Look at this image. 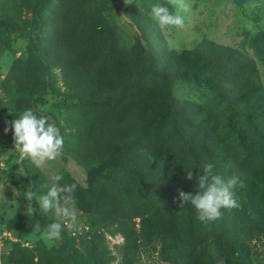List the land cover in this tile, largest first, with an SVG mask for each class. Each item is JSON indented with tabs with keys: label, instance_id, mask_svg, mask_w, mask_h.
Instances as JSON below:
<instances>
[{
	"label": "rangeland",
	"instance_id": "obj_1",
	"mask_svg": "<svg viewBox=\"0 0 264 264\" xmlns=\"http://www.w3.org/2000/svg\"><path fill=\"white\" fill-rule=\"evenodd\" d=\"M86 1L89 3L84 15L86 24L111 35L110 43L116 51H121L131 62L132 69L143 75V90L160 95L159 98L169 103L172 101L188 115H195L194 121L199 117L205 118L200 122L202 130L194 126L184 128L185 135L190 138L189 145L197 143L199 146L205 142V148H200V151L206 164L197 175H193L191 187L197 189V179L203 175L205 165L212 164L216 175L225 178L235 176L243 182V187L238 183L235 189L240 205L236 212L250 215L244 204L245 191H249L256 203L251 208V216L257 220L254 216L257 213L264 219V182L255 183L240 168L242 154L237 151L227 130V112L222 102L204 84L186 83L171 74L161 77L150 72V63L145 58L150 52L159 57L161 64L170 63L169 56H172V65H187L193 62V52L203 49L199 55L212 58L216 47L227 48L248 59L254 69L252 83L255 86L264 85V62L256 54L258 34L264 32V0H188L189 9L184 13L183 27L171 29H161L151 15V7L156 3L168 6L174 12L175 8L167 0H131V4H126L128 0ZM24 2L26 0H0V225L11 228L13 239L0 241V264H10L8 259L17 248L32 253L33 264H92L90 259L93 256L109 257L106 264H121L123 238L114 231L115 224L105 227L107 222L103 218H106L104 213L114 215L122 207L126 209L124 203L114 199L108 206L106 202L94 205L87 191L86 168L75 162L71 155L62 151V155L54 161L37 167L30 160L21 161L14 144H10L13 141L10 122L19 118L24 110L33 109L37 115L46 116L49 122L55 123L63 137V150L75 151L74 137L71 136L67 144L65 135L73 132L74 122L97 113L90 112V107L73 95L76 85L84 95L88 93L79 65L80 58L86 56L82 48L83 36L79 32L86 31L85 26L75 25L70 13L67 18L62 16L63 23H50L48 30L46 27L36 29L29 14L24 11ZM60 2L64 3V0ZM61 12L64 14L65 11ZM55 27L60 32L59 39H70V44L62 46V49L55 41ZM155 29L161 39L150 33ZM96 45L99 52H106L102 48L106 44ZM26 78L38 87L39 92H34L33 98L27 95ZM192 106L197 108L198 113L191 114ZM6 128L9 129L7 132ZM166 136H169L168 132ZM171 138L170 135L165 140ZM172 139L174 141L175 137ZM167 143L171 144L170 141ZM86 152L90 153L88 167L94 166L96 157L91 148L88 147ZM79 159L82 161V158ZM53 175L63 177L58 182L61 187L76 185L73 201L69 204L61 201L60 206L74 208L77 219L71 228H64L62 241L49 248L42 239H32L31 233L36 221L41 228L57 222L56 213H40L34 201L32 206L37 209V214L28 216L25 209L28 202L24 194L26 191L35 192L37 196L46 194L54 183L51 179ZM103 187L110 193L114 192L112 183L103 182ZM100 189L101 186H95V190ZM132 221L137 223L138 219ZM15 242L18 245L12 244ZM257 246L259 251H264V246L259 243ZM157 253L156 243H143L133 253L132 264H167L159 262Z\"/></svg>",
	"mask_w": 264,
	"mask_h": 264
},
{
	"label": "trees",
	"instance_id": "obj_2",
	"mask_svg": "<svg viewBox=\"0 0 264 264\" xmlns=\"http://www.w3.org/2000/svg\"><path fill=\"white\" fill-rule=\"evenodd\" d=\"M60 1L26 0L23 8L33 27L39 30L41 27L48 30L50 23L58 25L62 16L67 18L70 13L75 25L85 26L86 31L79 32L86 56L80 58L79 65L88 93L84 95L76 85L73 95L87 104L90 112L97 113L73 123V132L65 136L67 144L69 138L74 137L75 151H62L86 168L87 191L94 205L106 202L108 206L116 199L126 206L114 215L104 213L106 218H103L107 222L105 227L115 224L114 231L123 238L121 264H132L138 246L151 242L158 246L159 262L167 264H263L264 251L258 250L257 243L264 246V219L257 213L254 214L257 220L251 216V208L256 203L249 191H245L244 204L250 215H240L236 209L223 210L219 220L205 224L198 220L190 202L179 206L178 191L192 196L197 193L186 178V172L197 175L206 164L200 151L205 148V142L199 146L197 143L189 145L190 138L184 128L202 130L200 122L205 118L194 121L195 115H188L172 101L169 103L159 98L160 95L143 90V75L132 69L131 62L121 51H116L110 43L111 35L86 24L84 15L89 3L86 0ZM56 28L55 41L62 49L70 44V39H59L60 32ZM150 33L161 39L157 29ZM258 40L256 54L264 62V32L258 34ZM97 43L106 44L102 47L106 52H99ZM216 49L212 58L199 55L203 49L193 52V62L187 65H172V56H169L170 63L161 64L159 57L150 52L145 58L150 63V72L161 77L171 74L186 83L204 84L216 95L227 112L226 127L238 150L235 149L242 154L240 168L255 183H262L264 85L252 83L254 69L248 59L227 48ZM25 89L29 98L39 92L34 81H27ZM190 109L191 114L198 113L195 106ZM167 132L175 137L174 141L165 140L169 137ZM88 147L96 157V164L91 167L87 163ZM212 174L216 175L214 169ZM28 176L34 178L30 173ZM103 182L112 183L114 192L105 190ZM96 185L101 189L95 190ZM133 219L138 222L134 223ZM109 259L93 256L90 263L106 264ZM8 260L10 264H33V254L17 248Z\"/></svg>",
	"mask_w": 264,
	"mask_h": 264
},
{
	"label": "clouds",
	"instance_id": "obj_3",
	"mask_svg": "<svg viewBox=\"0 0 264 264\" xmlns=\"http://www.w3.org/2000/svg\"><path fill=\"white\" fill-rule=\"evenodd\" d=\"M131 3V0H128L126 4ZM167 3L175 8V11L173 12L168 6L156 3L151 7L152 18L161 29L183 27L184 13L189 9L188 0H167ZM10 125L14 148L19 153L21 161L27 159L37 167H41L62 155L63 137L55 123L49 122L46 116L37 115L33 109H26L19 118L11 121ZM8 130L6 128L5 132ZM212 169V164L205 165L203 175L197 179L195 196L178 191L177 197L180 207L190 202L197 212L198 220L205 224L219 220L223 215V210L238 209L240 205L235 196V189L238 183L240 187L244 186L243 182L238 181L235 176L225 178L221 175H213ZM186 173V178L192 180V172L187 171ZM62 178L61 175H53L51 179L54 183L44 195L37 196L32 191H26L24 194V199L28 202L25 205L28 216L37 214V209L32 206L34 201L40 213L47 214L53 211L56 213L57 222L41 228L39 221H36L31 233L32 239H42L49 248L62 241L64 228H71L77 219L74 208L60 206L61 201L65 204L73 201L72 194L76 187L75 184L59 186L58 182Z\"/></svg>",
	"mask_w": 264,
	"mask_h": 264
},
{
	"label": "built area",
	"instance_id": "obj_4",
	"mask_svg": "<svg viewBox=\"0 0 264 264\" xmlns=\"http://www.w3.org/2000/svg\"><path fill=\"white\" fill-rule=\"evenodd\" d=\"M4 238L13 241V239H11V231L7 230L5 227L2 228V225H0V241Z\"/></svg>",
	"mask_w": 264,
	"mask_h": 264
}]
</instances>
